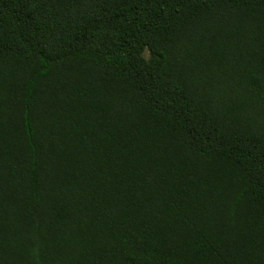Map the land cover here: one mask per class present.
<instances>
[{"label": "trees", "instance_id": "1", "mask_svg": "<svg viewBox=\"0 0 264 264\" xmlns=\"http://www.w3.org/2000/svg\"><path fill=\"white\" fill-rule=\"evenodd\" d=\"M0 264H264V0H0Z\"/></svg>", "mask_w": 264, "mask_h": 264}]
</instances>
